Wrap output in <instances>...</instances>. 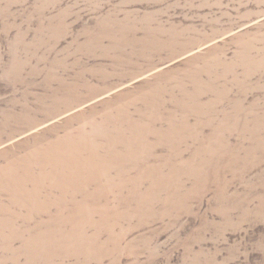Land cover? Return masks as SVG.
Listing matches in <instances>:
<instances>
[{
  "label": "rangeland",
  "instance_id": "1",
  "mask_svg": "<svg viewBox=\"0 0 264 264\" xmlns=\"http://www.w3.org/2000/svg\"><path fill=\"white\" fill-rule=\"evenodd\" d=\"M0 264H264V0H0Z\"/></svg>",
  "mask_w": 264,
  "mask_h": 264
},
{
  "label": "bare ground",
  "instance_id": "2",
  "mask_svg": "<svg viewBox=\"0 0 264 264\" xmlns=\"http://www.w3.org/2000/svg\"><path fill=\"white\" fill-rule=\"evenodd\" d=\"M190 94V93H189ZM221 96V95H220ZM196 105L198 104V102L197 101H195L194 102ZM196 108V107H195ZM193 114L194 113H196V114H199L200 112H202L200 109L197 111V110H193V111H191ZM149 114H150V112H149ZM145 115H146V112H144V117H145ZM150 116V115H149ZM146 117H148V116H146ZM182 141H183V139H181ZM161 139H157V143H158V145H160V143H161ZM145 142L146 143H144L143 141H142V139H139V146L141 147V151H143V149L144 150H146V148L148 147V146H150V142H148V140H145ZM171 143H172V145H173V149L174 150H176V147L179 145V142H178V140H177V138H173L172 140H171ZM144 145H145V148H144ZM169 164H174V162H171V161H169ZM145 174H147L148 176L150 175V171L149 170H147L146 172H145ZM164 178V177H163ZM163 178H161V180L160 181H163ZM166 181H168V180H166ZM159 189H162V187L161 188H159ZM193 190H195V189H193Z\"/></svg>",
  "mask_w": 264,
  "mask_h": 264
}]
</instances>
